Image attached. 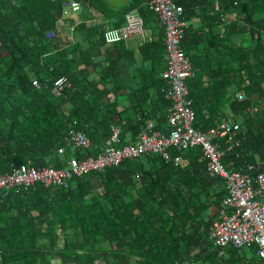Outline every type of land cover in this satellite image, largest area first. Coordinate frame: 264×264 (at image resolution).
<instances>
[{"label": "trees", "instance_id": "trees-1", "mask_svg": "<svg viewBox=\"0 0 264 264\" xmlns=\"http://www.w3.org/2000/svg\"><path fill=\"white\" fill-rule=\"evenodd\" d=\"M173 1L183 7V19L188 22L181 47L194 70L186 82L193 126L200 131L215 127L220 117L226 116L224 105L229 96L232 114L249 126L251 116L246 110L251 102L247 95L264 85V0H217L218 11L210 0ZM100 2L88 0L87 4L98 10ZM147 3L130 0L122 10L123 14L137 10L152 33L138 48L142 65L135 69L139 77L134 89L137 103L130 111L132 121L123 123L109 106L100 110L103 99L93 87L88 88L92 83L78 79L69 69L67 55L77 45L69 40L65 44L56 36L64 26L56 29L54 38H46L64 10L62 0H0V172L27 162L60 169L71 158L95 156L111 134V123L120 128V144L135 143L148 120L154 131H167L171 103L164 97L167 84L161 77L166 66L165 34ZM220 12H235L239 19L222 22ZM194 17L200 26L189 23ZM243 36L250 38L248 45L235 42ZM60 76H66L68 86L54 97L50 89ZM34 80L40 88H35ZM240 89L245 100L235 98ZM71 128L82 129L90 145L59 153L63 136ZM242 132L234 134L240 146L228 150L222 159L226 167L235 170L255 163L251 151L259 149L258 144L249 145L255 137L252 128ZM126 134H130L129 142ZM168 155L169 161L150 155L148 169L141 156L73 176L67 188L37 183L28 192L11 190L0 198V231L6 222L0 233V264H42L41 238L48 239L51 249L81 264H94L100 253L105 264H120L130 256L150 264L181 261L176 258L180 241L187 240L184 228L188 224L199 228L204 210L200 191L192 190L199 187L205 191L214 179L205 176L207 160L198 148L178 151L170 147ZM175 158L179 160L176 164ZM93 175L99 180L95 191L90 181ZM27 206L37 215L28 217L25 212V219L10 224L13 210ZM37 225L43 230L38 231Z\"/></svg>", "mask_w": 264, "mask_h": 264}, {"label": "built area", "instance_id": "built-area-1", "mask_svg": "<svg viewBox=\"0 0 264 264\" xmlns=\"http://www.w3.org/2000/svg\"><path fill=\"white\" fill-rule=\"evenodd\" d=\"M210 1L214 10L218 11V1ZM62 6L65 8L64 13H67L66 9L75 13L80 9V1L62 0ZM147 6L165 34L163 44L166 68L162 76L168 82L165 96L171 102L167 114V131H154V124L148 120L135 143L120 144V128L111 124V134L105 139L96 157L71 158L67 166L60 169L49 165L37 167L27 162L13 167L9 172H0V198L6 197L11 190L19 193L28 192L29 188L37 183L45 187L67 188L73 176L81 177L91 170L118 165L125 159L136 160L141 156L159 155L164 161H169L170 147L178 151L199 147L207 158L206 177L220 178L225 187L223 209L219 218L209 228V240L221 248L228 245L236 248L254 246L255 255L264 263V171L261 168L264 161L247 164L244 171L228 170L221 160L226 150L239 146V140L232 136L238 125L222 118L216 127L205 132L194 128L191 100L187 97L185 86V80L191 77L193 72L190 61L181 47L184 30L188 27V22L183 19V7L173 0H148ZM219 17L226 23L239 19L235 12H220ZM67 21V17L59 16L56 26L46 33V38H54L56 29L64 25L72 32L78 23ZM116 30L124 40L138 38L143 42L152 36L151 30L144 26L137 10L127 12L123 26ZM32 84L35 88H40L35 80ZM66 86H68L66 76H60L53 81L50 93L58 97L62 95ZM243 97V93L237 94L238 99ZM257 111L256 106L247 109L250 116H254ZM81 123L88 126L85 121ZM217 137H225V149L213 143V139ZM62 141L59 153L65 148L74 151L90 145V140L82 129L71 128L63 136ZM173 161L176 164L178 159L175 158ZM172 264L198 263L184 260L174 261Z\"/></svg>", "mask_w": 264, "mask_h": 264}, {"label": "crops", "instance_id": "crops-1", "mask_svg": "<svg viewBox=\"0 0 264 264\" xmlns=\"http://www.w3.org/2000/svg\"><path fill=\"white\" fill-rule=\"evenodd\" d=\"M80 1L82 2V8L79 12L64 13L62 11L61 14L64 18H68L67 22L78 23L76 28L69 32L64 25V27L59 28L56 35L62 41H65L63 42L65 44L69 40L70 43L77 45V48L67 55L70 62L69 69L78 79H82L86 83L89 81L92 83L87 85L88 88L92 90L93 87L96 90V94L103 99V105L100 106V110L107 105L110 108V112L119 114L123 123H130L132 121V112L130 111L137 103L134 89L137 86L139 77L136 76L135 69L142 65L138 51L142 41L138 38L124 40L120 38L121 34L116 30L120 29L124 24L126 13L123 14L122 10L127 7L130 0H101L98 10L87 4L88 0ZM189 23L194 27L200 26V20L196 17L192 18ZM249 40V37L243 36L235 42L248 45ZM120 41L124 42L120 44ZM128 50L132 54L129 55L126 52ZM120 55L122 57L118 58ZM247 97L251 102L250 105H256L259 108V113L252 118L250 117L251 123L249 126L252 128L255 137L249 141V145L258 144L259 149L255 152L251 151V154L256 162H260L264 161V142L261 141V139H264V85H258L254 92L247 95ZM230 101L231 96H229L224 105L225 115L232 117L239 123L241 132L248 131L249 126H247L245 120L242 117L236 118L232 114L229 106ZM68 106L70 107V105ZM69 107L64 109L65 113L69 112ZM125 140L126 142L131 140L130 134L125 135ZM203 158L205 157L203 156ZM141 162L144 168L148 169L151 162L150 157L141 158ZM262 170L264 171V167H262ZM90 181L92 191L98 190L99 180L97 176L93 175ZM192 191L196 193L200 191V201L204 203V210L200 214L199 228L196 227L198 226L196 224H188L184 228L187 240L185 242L180 241L179 253L176 259H181V261L191 260L198 264H264L255 255L254 246L236 248L229 245L221 248L215 246L209 240V228L219 218L222 210V199L225 195V187L222 180L217 179L208 183V188L205 191L199 187ZM33 209V207L27 206L13 210V219L10 224L25 219L30 213L33 216L37 215ZM25 212H27L26 216L23 215ZM4 224L6 222L1 224L2 232ZM41 226L37 225L38 231L43 230V228L40 229ZM54 241L59 242L60 240L55 238ZM39 247L42 252L40 257L42 264H81L78 259H72L71 256H62L56 250L51 249L47 238L39 240ZM99 255L100 258L94 264H105L106 258L101 259L103 255L101 253ZM86 261L83 262L85 263ZM119 263L150 264L143 259L131 256Z\"/></svg>", "mask_w": 264, "mask_h": 264}, {"label": "bare ground", "instance_id": "bare-ground-1", "mask_svg": "<svg viewBox=\"0 0 264 264\" xmlns=\"http://www.w3.org/2000/svg\"><path fill=\"white\" fill-rule=\"evenodd\" d=\"M190 61V60H189ZM190 64H191V62H190ZM165 68H166V66H165ZM191 68H192V64H191ZM164 71H165V69H164ZM163 71V72H164ZM162 72V73H163ZM192 72H193V75L191 76V77H188L186 80H185V86H186V89H187V85H186V82H187V80L189 79V78H192L193 76H194V70H193V68H192ZM162 73H161V77H162V79L166 82V84H167V88H168V82H167V80L165 79V78H163V76H162ZM167 91V90H166ZM187 92H188V89H187ZM238 93H243V95H244V97L242 98V99H238L237 98V94ZM166 94V93H165ZM188 96V95H187ZM235 97H236V99L237 100H245L246 99V94H245V92L242 90V91H238L237 93H236V95H235ZM165 98H166V96H165ZM169 100V99H168ZM171 103V102H170ZM251 106H256V105H251ZM250 106V107H251ZM256 107H258V106H256ZM249 108V107H248ZM247 108V109H248ZM192 109V108H191ZM247 111V110H246ZM192 112H193V109H192ZM248 113V112H247ZM259 113V108H258V111L256 112V114L255 115H257ZM254 115V116H255ZM251 117H253V116H251ZM222 118H225V119H228V120H231L232 122H234L235 124H237L238 125V129L236 130V131H233V134H232V136H233V138H234V134L236 133V132H238V131H241V127H240V125L238 124V123H236L235 122V120L232 118V117H228V116H222V117H220V119L218 120V122H217V125L219 124V122H220V120L222 119ZM193 121H194V112H193ZM216 125V126H217ZM215 126V127H216ZM195 128V127H194ZM212 128H214V127H212ZM210 129V128H209ZM208 129V130H209ZM203 132H205V131H203ZM235 139V138H234ZM220 140H222L223 141V143H220ZM235 140H239V146H240V139H235ZM213 143H217L222 149H225V147H226V145H225V137H217V138H215V139H213ZM125 144H130V143H125ZM239 146H237V147H239ZM237 147H234V148H232L231 150H233V149H235V148H237ZM191 148H198L199 150H200V148L199 147H191ZM190 149V148H189ZM200 152L202 153V151L200 150ZM226 152H228V150H226L225 151V154H226ZM224 154V155H225ZM202 155H203V153H202ZM224 155H223V157H224ZM89 156H92V155H89ZM97 156V154L95 155V156H92V157H96ZM204 156V155H203ZM86 157H88V156H86ZM205 157V156H204ZM223 157H222V159H223ZM205 159L207 160V158L205 157ZM126 160V159H125ZM221 162H222V160H221ZM256 163H258V162H255V163H248V164H256ZM222 164H223V162H222ZM119 165V164H118ZM224 165V164H223ZM247 165V164H246ZM246 165H244L242 168H240V169H238V170H236V171H239V170H241V171H244V169H245V166ZM109 166H111V165H109ZM114 166H117V165H114ZM225 166V168L226 169H228V170H235V169H231V168H229V167H226V165H224ZM106 167H108V166H106ZM207 167V166H206ZM105 168V167H104ZM103 168V169H104ZM103 169H101V170H103ZM101 170H91V171H88L87 173H90V172H95V171H101ZM206 171V170H205ZM205 176H206V174H205ZM136 177H137V179H138V175H136ZM217 179H220V178H215L214 180H217ZM222 209H223V206H222ZM222 211V210H221ZM227 212H229V211H227ZM214 223V222H213ZM212 223V224H213ZM208 236H209V231H208ZM229 246V245H228ZM254 249H255V247H254Z\"/></svg>", "mask_w": 264, "mask_h": 264}, {"label": "rangeland", "instance_id": "rangeland-1", "mask_svg": "<svg viewBox=\"0 0 264 264\" xmlns=\"http://www.w3.org/2000/svg\"><path fill=\"white\" fill-rule=\"evenodd\" d=\"M66 11H67V12H69V10H68V9H66ZM139 40H140V39H139ZM140 41H141V40H140ZM141 44H142V42H141Z\"/></svg>", "mask_w": 264, "mask_h": 264}, {"label": "clouds", "instance_id": "clouds-1", "mask_svg": "<svg viewBox=\"0 0 264 264\" xmlns=\"http://www.w3.org/2000/svg\"><path fill=\"white\" fill-rule=\"evenodd\" d=\"M229 13V12H228ZM231 13V12H230ZM231 22V21H230ZM226 23V22H225Z\"/></svg>", "mask_w": 264, "mask_h": 264}]
</instances>
